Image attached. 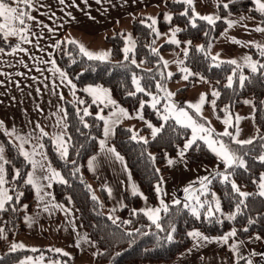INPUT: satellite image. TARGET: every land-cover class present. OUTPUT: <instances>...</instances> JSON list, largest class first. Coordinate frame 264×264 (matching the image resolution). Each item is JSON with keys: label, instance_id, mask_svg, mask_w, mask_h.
Returning a JSON list of instances; mask_svg holds the SVG:
<instances>
[{"label": "trees", "instance_id": "1", "mask_svg": "<svg viewBox=\"0 0 264 264\" xmlns=\"http://www.w3.org/2000/svg\"><path fill=\"white\" fill-rule=\"evenodd\" d=\"M165 5L173 12L172 18L167 22L163 18L164 12L161 11L158 17L159 28L166 30L172 24L180 26L178 36L181 43L186 40L190 42L185 62L218 90L217 105L220 112L223 113V107L231 110L238 108L247 97H252L255 101L257 136L252 144L231 143L237 155L243 157L246 163L244 166L222 171L235 176L252 195L247 198L239 197L232 188L230 176V181L221 182L218 189L224 209L233 213V219L224 218L223 214L218 213L213 217L195 216L189 208L183 207L186 202L181 200L180 205L171 203L169 212L162 213L160 219L164 229L162 231L157 229L143 212L139 210L135 212L134 208L140 203L139 194L132 195L125 192L126 205L115 212L119 216L118 219H112L109 214L112 209L108 193L104 187H100V191L95 190L94 185L91 184L92 177L88 167V159L97 152L99 141L103 136L105 122L104 119L99 118L100 110L107 113L111 108L95 101L84 88L87 85L101 86L132 111L142 98L148 97V93L159 91L158 84L164 87L167 78L160 54L155 48L157 37L155 25L154 29L148 27L152 24L148 16H137L133 19L131 31L136 45L134 51L128 54V60H125L123 52L126 44L125 31L115 29L106 34L105 40L111 45V58L104 62L88 60L80 53L76 43L62 41L59 47H56L54 58L77 87L75 95L64 100L67 157L61 156L50 138H45V144L51 163L61 170L63 181H66V183L62 181L54 183V199L63 203L70 201L75 203L82 225L99 246L95 264H160L170 261L192 243L193 239L188 234L194 228H200L205 233L213 235H220L234 228L240 238L255 233L264 238V197L259 195V181L264 172V161L259 158L264 155V139H261L264 137V71L252 73L245 67L237 69V74L233 76L235 66L220 63V66L216 67L213 64L215 60L208 50L210 43L215 41L227 27L226 19L229 15L247 13L264 27V14L256 10V4L252 0H235L228 4H219L221 17L214 24H209L205 20L193 17V9L187 3L170 0ZM224 5L227 7L225 8ZM26 10L29 13V8ZM185 12L187 15H183ZM193 18H195V26L192 24ZM16 43L17 39L7 40L0 34V49H12ZM199 43L203 45V51L200 50ZM174 48H177L176 44L165 42L159 49ZM153 49L156 51L154 52ZM252 54L264 64V56H261L258 50L253 49ZM132 59H135V64L130 62ZM242 74L247 78L243 84L239 81V76ZM179 75L180 73H176L172 78L175 79ZM133 76L140 78L145 88L144 92L135 91ZM228 76H233L231 87H227L226 84ZM196 80L197 76L191 77L187 85L179 91L185 92ZM130 93L134 94L130 95ZM85 109L90 113L89 115H84ZM145 113L160 122L148 104L145 105ZM188 135L187 127L169 119L162 125L161 131L145 143L143 140L132 139V129L120 122L115 129L113 145L126 159L129 170L148 198L155 200V187L161 180L159 168L164 164L167 155L176 154L178 146L183 144ZM0 138L9 161L6 174L10 179L8 180L10 191L13 193L12 200L6 202V210L0 212V221L8 219L11 226H17L23 215L33 207V188L26 182L30 163L10 139L3 134H0ZM186 157L191 165H210L217 162L215 155L200 140L189 148ZM15 170L20 172L16 178H14ZM241 199H244V204L237 213V204ZM24 204H27V207L21 208ZM8 221L6 220V223ZM172 228H174V231H171L173 239L166 241L164 237ZM24 229L25 226L21 223L17 232ZM45 251L28 249L8 251L0 254V264H13L29 255H43L44 258L57 256L55 253L47 254ZM244 263V261L230 262V264ZM63 264L67 263L63 261Z\"/></svg>", "mask_w": 264, "mask_h": 264}, {"label": "crops", "instance_id": "2", "mask_svg": "<svg viewBox=\"0 0 264 264\" xmlns=\"http://www.w3.org/2000/svg\"><path fill=\"white\" fill-rule=\"evenodd\" d=\"M167 1L170 0H87L86 3L85 0H63V3L61 0H33L29 15L34 19L27 20L25 25L28 41L19 38L15 47L0 51V121H3L6 130L2 134L17 147L23 143L40 153L45 151V154V138H50L61 154L55 137L59 133L63 134L65 146H68L64 100L73 97L77 87L56 62V45L62 41H76L78 47L83 44L91 52H102L100 46H94L95 40L100 38L101 44L108 46L103 47L104 51L110 52V59L111 45L105 40L106 34L115 29L127 33L137 16H148L151 19L159 17L160 12L168 8L165 5ZM198 1L209 7L216 17H221L218 5L235 0ZM230 20L237 24V34H243L241 41L246 49H250L247 52L253 57V49L257 48L251 42L264 45V32L255 30L257 26H263L247 13L229 15L227 21ZM61 73L65 74L63 79ZM90 86L104 89L97 85H87L84 90ZM107 93V98L101 96L98 101L105 107L114 108L104 126V129L106 126L110 128V134L106 136L103 130L97 152L88 159V167L92 177L106 189L111 208L116 212L126 205L125 192L133 195V185L136 184L126 159L113 145L116 126L125 116L119 113V109L126 110V113L127 109L109 91ZM110 101H115V104ZM13 129L16 130L15 134L9 135ZM17 137L25 139L22 142ZM101 141H105L104 145H101ZM18 148L22 154L21 148ZM116 153L123 160L116 158ZM261 183H264V173L259 181V191ZM233 231L235 235L229 236ZM191 232H200L210 239L197 246L198 241L192 237L193 241L186 249L174 259L160 264H230L231 261L249 264V260L251 264H264V238L259 234L240 238L234 228L220 235L207 234L200 228ZM224 236H228L226 242L220 239ZM27 264L52 263L41 261Z\"/></svg>", "mask_w": 264, "mask_h": 264}, {"label": "rangeland", "instance_id": "3", "mask_svg": "<svg viewBox=\"0 0 264 264\" xmlns=\"http://www.w3.org/2000/svg\"><path fill=\"white\" fill-rule=\"evenodd\" d=\"M192 7H193V17H198V15L199 16L211 15L216 17L212 13L211 9L209 7H206L205 4L201 1L194 0ZM163 11H164V15H163L164 20L170 22L173 12L169 8H165ZM151 20L152 22L153 20H155V30L157 34L155 48L158 49V53L160 54L161 60L163 62L164 73L167 78L166 84L164 85L165 88L160 86L158 92L148 93V97L142 98L138 106L134 110L131 111L126 108L127 114L123 117L121 122H123L125 125L130 127L133 131V135H135L136 139L139 140H142L140 139L141 137L145 138L146 140L152 139L153 128L161 129L162 125L166 122L163 119L165 115H169V119H173L177 124L184 126L178 123L175 120V118L172 117L166 111L165 106L170 104L163 99V88H164L168 93L173 94L172 97L174 99L180 102L179 106H177V109L179 108L185 109L186 111H188L189 115L193 117V119L197 120L198 123L204 124L206 127H210L214 129V136L216 134L223 133L227 128L228 131L233 132L236 139L253 140L258 133V127L255 118L256 107H255L254 99L252 97H247L243 99V104L234 110H231L228 107H223L222 108L223 113H221L217 105L218 96L213 95V92L214 91L218 92V90L214 88L211 84L206 82L198 73L193 71V69L189 67L185 62L186 60L185 52H188L190 43L188 40L184 41L183 44L181 43V40L179 39L178 36L179 31H175V35L173 36L174 30L176 29L180 30V26L176 24H172L170 27H168V29L161 30L158 26V17L154 16L152 17ZM230 21L231 23H229ZM230 21H227V27L220 34V36L217 37L215 41H212L210 43V45L208 46V50L213 57L217 58L213 64L235 59L238 61L239 64L242 65L241 68L243 69L247 67V66H243L244 65L243 57L250 56V54L247 52V51L250 52V49H246V45L241 41V37H243V34H237V24L232 20ZM129 34L131 36V39L135 41V45H136L135 37L133 36L132 31L129 30L126 33L125 47L130 46L128 44ZM14 38L19 39L18 36H9L7 37V40ZM233 38L235 39L236 42H234ZM173 40L177 41V43H174L177 45V48L164 49V50L159 49L163 43L165 42L173 43L172 42ZM100 44H101V39L100 38L96 39L94 46H100L99 49L104 51L103 46H107V45L105 43H102L101 45ZM198 46L201 47L203 45L199 43ZM95 52L99 53L97 51ZM250 57L254 61L260 62L258 58L254 56L253 57L250 56ZM182 68H186L190 70V72L194 73L195 75H189L187 79H184L183 77L185 73L181 71ZM176 73H180V75L177 78L173 79L172 77ZM242 75L245 76L244 74ZM193 76H197V80L195 81V83L192 86H190L185 92H180L179 89L186 86L189 79ZM135 77L140 80L138 76ZM226 84H228V80ZM134 85L136 91V84L134 83ZM140 85L141 87H143L141 82ZM204 94H206L205 102L200 106V112L197 113L196 109L189 107V105L190 104L195 105L199 103L201 96ZM153 97H156L158 100V103H156L155 108L152 107ZM94 100L100 103L97 99L94 98ZM213 101H215L214 104L212 103ZM142 104L143 107H141ZM146 104H148L150 108L154 110V114L157 118L160 119V122L146 115L145 113ZM113 109L114 108L109 109L107 113L100 110L101 111L100 115L104 117V122H105L104 126L106 124L108 115L113 111ZM237 117H239V119H237ZM225 118H228L231 121V124H225L224 123ZM149 124H151L152 127H149ZM188 129H189V135L185 139L183 144L178 146L176 154L167 155L164 164L159 168L161 174V180L156 184V187L159 185L161 191L160 192L156 191L155 200L148 198L144 190L140 187V185L137 183V180L133 176L135 180V184L137 186L138 194L142 193V195L139 194L140 203L137 207L134 208L135 212L139 210L148 217V215L146 214V210L160 207L161 199L168 205L177 199L181 201L182 199L179 197V192L183 187L199 180V178H201L204 174L210 171L213 170L223 171L228 168L219 159V157H217L215 153H213L209 148L208 149L215 155L217 162L210 165H191L186 157V153L189 150V148L185 149V144L189 139H191L192 136L191 128ZM4 131H6L5 128L0 127V134L5 133ZM59 134H57V136ZM222 139L226 143H229L230 146L233 148L231 144L232 142L235 143L233 140H230V138L228 137H222ZM55 141L57 142L56 139ZM203 142L205 143V141ZM0 145L4 147V157L8 161L5 146L1 138H0ZM34 145H36V143ZM66 147L68 146L66 145ZM57 149L59 150L58 144H57ZM182 150L184 152L183 156H181ZM21 151L22 152L27 151L30 154L35 151L34 156H30L29 158H27L28 162L30 159H34L37 162L35 171L33 169V165L29 162L30 167L26 175V182L28 175L32 174L33 171H34V177L38 178L36 183L31 184L33 188V197H34L33 207L30 211H27L23 215L20 224L17 226L14 225L11 226L8 219H3L0 221V229L3 230L2 232H0V254L7 253L8 251H13L12 246L17 245L18 247L16 250H23V249L26 250L28 249L31 251L46 250L45 253L47 254L55 253L57 254V256L53 258H44L43 255L42 256L29 255L24 259L17 261L13 264L22 261H26V262L43 261V262H50L52 264H56V263L63 264V261H65L67 264H95V257L99 252V246L91 239V237L85 230L84 226L82 225L75 203L73 201H70L69 203H63L54 199L53 196L54 183L64 180L61 170L51 163L47 154V150H46L47 156L45 154V151L40 153L39 150L32 148V146L26 147L23 145ZM243 160L245 165L246 161L244 158ZM169 161H172V163H169ZM220 163H222L223 165H221ZM41 164L44 165L43 168L40 167ZM6 166L7 164L5 165V179L7 183L3 187L8 189V194L12 197L13 193H11L10 186L8 184V180L10 179H8L6 174L7 173ZM49 168L54 169L56 172L60 173V176L52 177L51 180L44 179L45 176L50 174L48 171ZM15 173H14V178L17 177ZM223 173L227 174L226 171ZM231 180L237 186H239L240 191L249 193V189L245 185L241 184L235 176H231ZM221 182H224L223 177L217 176L208 188L198 192L195 196H199L201 202L210 201L213 205L218 200L220 203V209L218 211H215L214 209V211L216 214L217 213L223 214V217L226 218L232 215L233 213L227 212L224 209L221 200V194L218 189V185ZM91 184L94 185L96 191H100V187H104L99 181L95 180L93 177ZM37 187L40 188L39 194L37 192ZM20 196L21 194L18 197L20 198ZM186 203L192 204L194 203V201L192 200ZM22 207L23 208L27 207V204L22 205L21 208ZM207 207L208 205L206 204L205 208L200 209V215L198 217H200L201 215L205 217L208 216L206 211ZM162 213L163 212H161L160 216L162 215ZM109 214L111 218L114 220H117L119 217L118 214L113 211V209L112 212H110ZM6 220L8 221L7 223ZM21 223L24 224L25 229L21 232H17V229L20 228ZM20 245H22L23 247H20Z\"/></svg>", "mask_w": 264, "mask_h": 264}, {"label": "snow or ice", "instance_id": "4", "mask_svg": "<svg viewBox=\"0 0 264 264\" xmlns=\"http://www.w3.org/2000/svg\"><path fill=\"white\" fill-rule=\"evenodd\" d=\"M32 2H33V0H0V34H2L4 39H7V37H9V36H18L21 40L26 41V42L28 41V36L26 34L28 29L25 26L26 21L29 19H34V18L29 15V13L26 9L31 7ZM86 2H87V0H85V3ZM181 2L187 3L188 5L191 6L193 3V0H181ZM61 3H63V0H61ZM255 4H256V10L259 11L260 13L264 14V0H255ZM224 7L226 8L227 5H224ZM183 15H187V12L183 13ZM198 18L200 20L207 21L209 24H214L216 22V20L219 19V17H214L211 15H209V16H199L198 15ZM229 23H231V21ZM192 24H193V26H195V18L192 19ZM154 25H155V20H153L152 24L148 25V27L154 29ZM255 30L264 32V27L257 26V28ZM175 31H179V29L174 30L173 36L175 35ZM233 40H234V42H236L234 38H233ZM172 42L177 43V41H175V40H173ZM71 43H76V41H71ZM251 43H253L254 46L257 48V50L259 51V54L261 56H264V45L259 44L257 42H251ZM128 44L130 46H126L123 49V52L125 54V60L129 59L128 54L130 52H133L134 47H135V41L131 39L130 34L128 36ZM56 46L59 47V44H57ZM17 47H19V45H17ZM200 50L203 51V46H201ZM0 51H2V49H0ZM79 51L85 57H87L88 60H96V61L104 62V61H107L109 56H110V52H108V51H102L99 53L91 52V51L87 50L83 44L79 45ZM153 51L155 52L156 50L153 49ZM185 55H187V52H185ZM216 59H217L216 57H213V60H216ZM243 61H244L243 66H247L251 70L252 73L264 71V64H261L259 61H254L250 56L243 57ZM130 62L132 64L136 63L135 59H132ZM221 63H227V64H231V65L235 66L233 68V76H235L237 74V69L242 67V65L239 64L238 61L235 59H232L229 61H222ZM215 66L219 67L220 63L215 64ZM181 71L183 73H185V75L183 77L184 79H187L189 75H195L194 73H191L190 70H188L186 68H182ZM169 75H171V74H169ZM233 76L227 77V79H228L227 87L232 86ZM61 77L63 79L65 77V74L61 73ZM246 79L247 78L243 75L239 76V81L241 84H243ZM133 82L136 84V91L137 92H144L145 91V88L141 87V85H140V80L137 79L135 76H133ZM68 83L71 84V80H69ZM72 87L74 88L75 85H72ZM157 87H160V85L158 84ZM86 91L91 93L97 100H99L101 98V96H104L105 98H107V95H108L106 89H101L99 87L93 88L90 86L86 89ZM132 94H134V93H130V95H132ZM172 95H173L172 93H168L169 98ZM205 95L206 94L201 96L199 103H197L195 105L190 104L189 107L195 108L196 112L199 113L200 112V106L205 102ZM213 95L218 96L219 93L214 91ZM80 103H83V101H80ZM110 103L115 104V101H110ZM156 103H158V100L156 97H153V103H152L153 108L156 107ZM212 103L214 104L215 101H213ZM141 107H143V104L141 105ZM165 108H166V111L172 117H174L178 123L184 125L185 127L191 128V130H192L191 139H189L187 141V143L185 144V149L192 147V145L194 143H196L197 140H203L207 144L208 148L213 153H215V155L217 157H219V159L229 169H232L233 167H239V166L244 165L243 158L240 157L239 155H237L236 150L233 149L229 143H226L222 139V137L230 138V140H233L235 142V144H237V145L252 144L253 143L252 139H248V140L236 139L233 132L228 131L227 128L225 129V131L223 133L216 134L214 136V129H212L210 127H206L204 124L198 123L197 120L193 119V117L191 115H189L188 111H186L185 109H183V108L177 109V107L174 104L173 105H166ZM119 113L121 115L127 114L126 110H124L122 108L119 109ZM89 114L90 113H88L87 110L85 109L84 115H89ZM99 118L101 120L104 119L103 116H100ZM163 119L165 121H167L169 119V115H165L163 117ZM237 119H239V117H237ZM224 123L225 124H231V121L228 118H225ZM0 127H3V121H0ZM85 127H87V125H85ZM149 127H152V125L149 124ZM15 131L16 130L13 129L12 132L9 133V135L15 134ZM160 131H161L160 128H153V132H152L153 137H155L156 134L159 133ZM104 132H105L106 136L109 135L110 134V128L108 126H106L104 129ZM43 134L47 135V133H43ZM17 139H20L23 142L25 138L17 137ZM55 139L57 140L58 148L61 151V156L67 157L68 149L65 146L63 134L58 135L57 137H55ZM132 139H136V136L133 135ZM140 139L144 140V142L147 143V140L145 138L141 137ZM261 139H264V137H261ZM100 143H101V145H104L105 141H101ZM18 147L22 148L23 143H21V145H18ZM109 151L114 152L115 150L109 149ZM22 155L25 156L26 158H29L30 156L35 155V151L31 154L27 151H23ZM183 155H184V152L182 150L181 156H183ZM116 158L123 160V157H121L119 155V153H116ZM259 158L261 161H264V155H261ZM29 162L33 165V169L35 171V167H36L37 162L34 159H30ZM7 163H9V161H7L4 157V147L2 145H0V212L5 211L6 210V208H5L6 202L12 200V197L8 194V189L3 187L7 183V181L5 179V165ZM169 163H172V161H169ZM40 167L43 168L44 165L41 164ZM34 171L32 174H29L27 177V183L28 184H34L37 182L38 178L34 177ZM48 171L50 174L45 176L44 179L51 180L52 177H59L60 176V173L56 172L54 169L49 168ZM15 174L18 177L20 175L19 170H16ZM215 175L223 177L224 182L230 181V173L226 174V173H221V172L217 171L215 173ZM199 179H200V184H201L202 189L206 188L207 184L210 183L209 176H205V177H202ZM61 180H62V178H61ZM62 182L66 183V181H62ZM232 188L235 190V192L241 198H247L249 195H252L250 193L240 191L239 186H237L234 182H232ZM110 191L111 190L109 189V192ZM156 191L157 192L161 191L159 185L156 187ZM193 191H195V189H193L191 185L184 189V192L189 194L187 198L193 200L194 203H192V204L184 203L183 207L189 208L192 211L193 215L199 216L200 215V209L205 208V205L207 204L208 205V207L206 209L207 215L209 217H213L215 215V211H218L220 209L219 201L217 200L214 205L210 201L201 202L199 196L192 195ZM37 192L39 194V192H40L39 187H37ZM136 194H138V192H137L136 186L133 185V195H136ZM139 194L142 195V193H139ZM259 195L264 196V183L260 184ZM172 203L176 204V205H180L181 201L179 199H177V200H174ZM243 204H244V199H241L237 204V208H236L237 213L241 210V205H243ZM160 205L161 206L157 207V208L147 209L146 214L148 215V218L152 221V223L155 224L156 228L161 229L163 231L164 229H162V226L160 223V219H161L160 214H161V212H164V213L169 212L170 206L167 203H165L162 199L160 201ZM214 209H215V211H214ZM228 218L233 219L234 215H230ZM2 231L3 230L0 229V232H2ZM138 231L139 230H137V232ZM171 231H174V228H172L170 230L169 234L164 237V239L166 241H171L173 239V236L171 235ZM128 235H132V233H128ZM188 235H190L191 237H193L194 239H196L198 241L197 246H199L201 243L207 242L210 239L209 237L204 236L200 232H191ZM231 235H235V231H233L232 233H229V236H231ZM220 239H222L223 241L226 242L228 240V236H224ZM17 247H18L17 245H13L12 250L15 251L17 249ZM20 247H23V246L20 245ZM57 251H60V250H57ZM21 264H27V262L22 261ZM249 264H251L250 260H249Z\"/></svg>", "mask_w": 264, "mask_h": 264}, {"label": "water", "instance_id": "5", "mask_svg": "<svg viewBox=\"0 0 264 264\" xmlns=\"http://www.w3.org/2000/svg\"><path fill=\"white\" fill-rule=\"evenodd\" d=\"M163 99L166 100L170 105H173V104H174L176 107L179 106V104H180V102H179L178 100L174 99L172 96L169 98V96H168V92H167L164 88H163ZM217 171H218V170H213V171H210V172H208V173H206V174H204V175L202 176V177L209 176L210 183L207 184L206 188H208V187L211 185V183L215 180V178L217 177V176L215 175V173H216ZM219 172L222 173V170H220ZM202 177H201V178H202ZM190 185L192 186L193 189H195V191L192 192V195H194V196H195L198 192H200V191L206 189V188H204V189L201 188L200 179L197 180V181H195V182H193V183H191V184L186 185V186L183 187V188L180 190V192H179V197H180L182 200L186 201V202H190V201H192L191 199H188V198H187L189 194L184 192V189H185L186 187H189Z\"/></svg>", "mask_w": 264, "mask_h": 264}]
</instances>
